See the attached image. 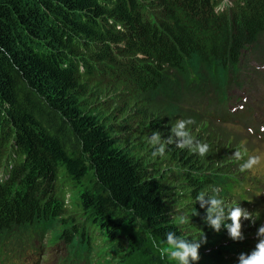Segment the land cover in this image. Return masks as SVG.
<instances>
[{"label":"trees","instance_id":"obj_1","mask_svg":"<svg viewBox=\"0 0 264 264\" xmlns=\"http://www.w3.org/2000/svg\"><path fill=\"white\" fill-rule=\"evenodd\" d=\"M220 3L0 0V264H41L48 227L65 264H123L139 250L162 264L150 242L169 231L204 237L197 264L248 255L255 241L210 228L195 199L215 189L225 201L238 183L259 201L241 160L189 125L206 155L169 144L153 157L147 142L177 120L227 126L242 62L264 61V0Z\"/></svg>","mask_w":264,"mask_h":264},{"label":"rangeland","instance_id":"obj_2","mask_svg":"<svg viewBox=\"0 0 264 264\" xmlns=\"http://www.w3.org/2000/svg\"><path fill=\"white\" fill-rule=\"evenodd\" d=\"M246 66L249 69L247 81L244 83L243 88L236 90L238 97L237 101H240L244 105V109H242L239 113L240 117L232 116L227 126L213 123L211 124L208 120L201 118H199V120H195L193 117L195 123L189 124V128L190 130L199 131L202 134H213L216 136L213 138L218 143H220L222 147L227 149V154L229 152L234 155V152L239 150L243 156L241 162L238 163L239 166L245 160H247L249 156H260L261 162L259 165L254 167L251 171L244 173H241L238 170L237 174L240 176V178L244 179L255 178L263 175L264 182V131L261 130L263 127L257 126L260 122L264 124V65H260L257 55H254L250 62H242L240 66L241 75L244 72ZM230 79L233 80L234 77L232 76ZM218 83H220L219 80ZM249 105H251V109L248 111ZM247 118L251 119L252 124L246 125ZM258 127L259 131H257ZM251 128L252 131L249 132V129ZM91 179L92 176L88 175L86 181L90 183ZM238 185V183L228 184L227 187L229 189V195L225 199V206L226 208L240 206L252 214L254 223L253 220H242V235L244 236L246 243L251 244L254 241H258L260 236L263 235H256V233L258 228L261 225H264V208L252 207L248 205L246 197L243 195L244 191ZM262 186L264 187V184H262ZM135 226V223L126 222L123 230L121 231L124 233H127V231H133ZM45 231L46 232H44L43 240L44 248L42 249L43 254L39 259L41 260V264H65L63 262V256L66 254L65 241L58 238V236L55 235L54 231L51 230L50 227L46 228ZM150 244L151 249L161 256L162 264H178V261L171 260L167 255L169 246L166 243L152 240ZM245 258L247 259L248 256ZM233 261L235 263L238 262L239 257H236L235 259L233 258ZM123 264L158 263L153 262L149 255H146L144 251L139 250L138 253L130 256L127 262ZM194 264L197 263L194 262Z\"/></svg>","mask_w":264,"mask_h":264},{"label":"clouds","instance_id":"obj_3","mask_svg":"<svg viewBox=\"0 0 264 264\" xmlns=\"http://www.w3.org/2000/svg\"><path fill=\"white\" fill-rule=\"evenodd\" d=\"M228 0H221L217 6L218 11H222L227 6ZM195 123L191 118L187 120H177L171 126V134L167 139H162L160 131H153L152 135L148 138L147 142L153 147L152 155L163 156L165 153L166 145L174 144L177 148L185 149L198 153L200 156L206 155L209 151V146L206 143L195 141L191 134L186 130L187 125ZM264 131V128L261 129ZM252 129H249L251 132ZM234 158L237 160L243 159L239 150L234 152ZM261 162L260 156H249L239 166L241 173L251 171L254 167ZM196 202H199L200 207L205 209L206 215L203 217L205 223L216 232L220 231L221 223L225 222V227L228 230V235L233 241H240L244 239L242 235V220H253L252 214L240 207L225 206V201L219 197L217 190L213 189L212 194L201 191L196 196ZM197 214V213H196ZM230 220L231 223H226ZM181 224L187 223L188 218L181 216L179 218ZM254 223V220H253ZM264 234V225H261L256 235ZM206 242L204 237L201 239H188L179 237L175 232L169 231L165 233V243L169 246L167 255L171 260L178 261V264H194L199 261V249L201 244ZM257 251H254L250 257L245 258L244 254L239 255L240 264H264V241L256 245Z\"/></svg>","mask_w":264,"mask_h":264}]
</instances>
